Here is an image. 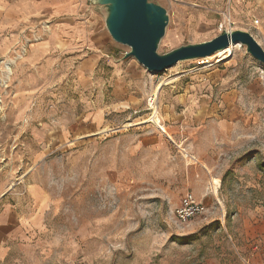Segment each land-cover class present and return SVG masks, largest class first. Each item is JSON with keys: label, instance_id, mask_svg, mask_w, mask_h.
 I'll use <instances>...</instances> for the list:
<instances>
[{"label": "rangeland", "instance_id": "rangeland-1", "mask_svg": "<svg viewBox=\"0 0 264 264\" xmlns=\"http://www.w3.org/2000/svg\"><path fill=\"white\" fill-rule=\"evenodd\" d=\"M153 1L169 16L159 54L207 41L220 23L235 26L207 0ZM58 25L31 24L0 59L2 80L4 62L14 61L0 86V209L18 203L28 215L0 264H252L233 235L238 228L264 255V228L244 226L229 210L224 216L218 201L234 204L231 188L249 167L239 160L231 177L221 163L194 177L186 150V127H215L208 144L253 161L264 186V65L241 46L224 61L151 73L121 59L130 48L111 38L102 17L109 53ZM150 97L165 132L148 122ZM187 191L206 210L179 221L175 209ZM249 196L251 206L263 204L262 192L249 188Z\"/></svg>", "mask_w": 264, "mask_h": 264}, {"label": "crops", "instance_id": "crops-1", "mask_svg": "<svg viewBox=\"0 0 264 264\" xmlns=\"http://www.w3.org/2000/svg\"><path fill=\"white\" fill-rule=\"evenodd\" d=\"M88 2L87 0H0V59L14 49L23 31L29 28L31 24L48 20L57 21L59 27L67 26L75 30H81L85 36L86 44H91L94 47L100 45L102 53H109L107 39L99 31L98 26L101 17L104 23L103 15L97 9L93 11L88 6ZM207 3H209L212 12L224 16L227 21L234 23L235 26L231 29L249 32L264 49V0H207ZM254 21H257V24ZM234 117L232 116V118ZM187 122L189 123V121ZM186 128L191 130L186 132L188 140L186 150L195 158V160H192V167H190L192 176L199 177L205 171L210 172V167L223 163L230 166L229 170L227 169L228 172L226 170L227 175L236 177L239 171L233 166L239 160H241L240 167H249L241 171H244L242 174H245L241 185L231 188V191L235 192L234 196L232 195L234 204L227 205V200L224 198L218 200L220 212L225 216L229 210L235 215L234 219L236 221L242 217V224L246 227L254 222L258 227L264 228V201L262 205H250L249 188H252L254 193L262 192L264 197V186L260 184L262 175L259 174V171L251 169L253 161L245 159V157L242 159L235 158V152L237 151L234 149L222 150L210 146L208 144L210 137L207 134H212V130L216 129L215 127L205 125L197 128H190L189 126ZM222 153L229 155L230 159L220 160ZM245 153L243 151L241 154L244 155ZM213 179L217 180L218 178ZM240 190L243 199L242 204H240ZM197 196L200 200L199 195ZM19 206L18 203L4 204L3 208L0 209V252L10 242L19 238L23 232L28 215L23 214ZM242 213H247V217L241 216ZM233 235L236 240L240 238L242 242L240 243V249L247 251L248 259L252 264L264 262V255L261 256L254 252L257 246L253 245V242L247 245L246 241L248 239L243 236L242 229L234 230ZM250 246L251 249H249Z\"/></svg>", "mask_w": 264, "mask_h": 264}, {"label": "water", "instance_id": "water-1", "mask_svg": "<svg viewBox=\"0 0 264 264\" xmlns=\"http://www.w3.org/2000/svg\"><path fill=\"white\" fill-rule=\"evenodd\" d=\"M103 15L105 29L111 38L130 48L121 59L133 57L147 71L164 73L183 61L200 60L239 43L256 61L264 65V49L247 31L224 30L211 40L180 45L159 54L169 16L153 0H87ZM118 61V60H117Z\"/></svg>", "mask_w": 264, "mask_h": 264}, {"label": "built area", "instance_id": "built-area-1", "mask_svg": "<svg viewBox=\"0 0 264 264\" xmlns=\"http://www.w3.org/2000/svg\"><path fill=\"white\" fill-rule=\"evenodd\" d=\"M227 22L230 24L229 21ZM254 23L257 24V21H254ZM218 27L221 31L231 29L230 27L227 29L224 23H220ZM162 131L165 132L164 129ZM190 159L195 160L192 156H190ZM205 210L206 206L203 202L196 199L193 193L188 191L183 195L179 206L175 209V216L179 221H187L203 214Z\"/></svg>", "mask_w": 264, "mask_h": 264}, {"label": "bare ground", "instance_id": "bare-ground-1", "mask_svg": "<svg viewBox=\"0 0 264 264\" xmlns=\"http://www.w3.org/2000/svg\"><path fill=\"white\" fill-rule=\"evenodd\" d=\"M237 47H241V45L239 43H236L234 45H230L227 48H225L224 50L219 51V52L215 53L214 55H212L210 57H206V58L200 59L197 62L199 64H205V63H208V61L211 58H219L218 61L227 60L229 57H231V55L233 53V50L236 49ZM13 62L14 61H12V60H6L4 62V64H3L4 65V72H3L4 73V80L0 79V86H2L6 82V80L9 78V76L11 74V65H12ZM160 87H161V85L157 86V88L155 90L156 91L159 90ZM153 99H154L153 97H150V99L148 100L149 101L148 103L151 106V111H152V116H150V119L151 118H154V119H152L151 121L148 119L149 121L148 120L147 121L153 123V125L155 127L159 128L160 130H163L164 128L161 126L159 119L155 117V111L156 110L154 111ZM211 190L214 192V188L212 186H211Z\"/></svg>", "mask_w": 264, "mask_h": 264}]
</instances>
